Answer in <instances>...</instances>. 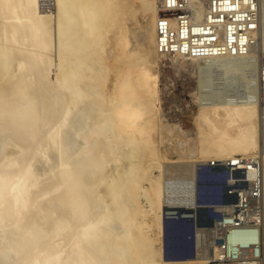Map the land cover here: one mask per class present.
I'll use <instances>...</instances> for the list:
<instances>
[{"label": "bare ground", "instance_id": "6f19581e", "mask_svg": "<svg viewBox=\"0 0 264 264\" xmlns=\"http://www.w3.org/2000/svg\"><path fill=\"white\" fill-rule=\"evenodd\" d=\"M137 10L146 12L142 52L128 47ZM259 13L264 49V0ZM156 19L155 0H0V264H188L162 257V215L176 207L166 206L162 174L176 166L193 178L211 154L264 155L253 86L261 67L255 75L230 58L207 78L218 88L243 70L246 95L233 101L218 88L219 98L199 101L194 154L203 158L180 146L171 158L159 152L148 136L158 126Z\"/></svg>", "mask_w": 264, "mask_h": 264}, {"label": "built area", "instance_id": "2783aa9c", "mask_svg": "<svg viewBox=\"0 0 264 264\" xmlns=\"http://www.w3.org/2000/svg\"><path fill=\"white\" fill-rule=\"evenodd\" d=\"M155 50L159 68L169 59L198 62L201 100L214 101L218 88L208 78V69L220 67L222 58L252 63L255 32L260 22L259 0H155ZM215 64H214V63ZM257 79L258 126L264 129V62ZM262 72V74H261ZM229 85V84H226ZM191 172L170 171L165 178L164 218L171 237L183 238L192 229L194 254L204 264H260L261 219L264 218V155L236 154L234 159L197 162ZM193 195L188 199L187 191ZM173 208V209H170ZM184 209V211H183ZM187 210V212L185 211ZM171 219V220H169ZM185 220V221H183ZM244 230L251 238L243 243L231 239Z\"/></svg>", "mask_w": 264, "mask_h": 264}, {"label": "rangeland", "instance_id": "374dc122", "mask_svg": "<svg viewBox=\"0 0 264 264\" xmlns=\"http://www.w3.org/2000/svg\"><path fill=\"white\" fill-rule=\"evenodd\" d=\"M51 2V0H49ZM139 3L136 2L135 5ZM146 12L141 10H137L134 15L127 16V26H128V47L137 48L142 52L143 46L145 47L142 39H139V32L142 29L144 18ZM131 32V33H129ZM260 44L256 46V49L252 51V63L250 64V72H256L258 66H260V62L264 59V49L260 48ZM133 47V48H132ZM139 48V49H138ZM141 48V49H140ZM157 57V58H156ZM155 58L158 59V56L155 53ZM237 63H236V62ZM234 64H237L241 68L243 64L242 61L234 60ZM256 64V65H255ZM155 68V72L157 74L156 77V97L155 107L157 110V125L156 130H149L148 136L152 137L153 140H156V144L158 146L159 152L164 154V157L171 158L174 155L178 154L179 146L182 149H186L187 151L182 152L183 157L187 154V152L191 153L197 150L198 140H199V127L196 126L195 120L197 119V113L199 109V101L200 95L199 93V82L198 79V62L193 60H188L184 58H175L173 60L169 59L168 62L165 63L163 67ZM158 69V70H157ZM243 71V70H242ZM240 72L235 78L227 79L225 82L226 89H229V94L225 92H221L222 98H227L229 100L237 101L241 100L246 95V86L247 84L244 80L243 74L245 72ZM252 74H255L253 73ZM256 75V74H255ZM243 77V78H241ZM198 79V80H197ZM230 81V82H229ZM221 84V85H222ZM254 90L257 93V81H254ZM158 87V88H157ZM221 88V86L219 87ZM245 91V92H244ZM198 92V93H197ZM219 91H217V96ZM197 93V95H196ZM257 96V94H255ZM217 98V97H216ZM215 98V99H216ZM219 98V96H218ZM197 101V102H196ZM207 101V100H203ZM212 101V100H210ZM158 105V106H157ZM258 108V106H257ZM206 128V127H204ZM152 133V134H151ZM154 137H153V136ZM161 139V140H160ZM189 150V151H188ZM257 150L253 151L255 153ZM176 152V153H175ZM249 153L247 155H250ZM162 154V155H163ZM241 155H246L243 153H237ZM171 155V156H170ZM197 155L198 158L202 159L197 152L194 154ZM218 157L211 154V156L205 157V160L199 161L204 163L210 159H217ZM217 160H224L223 158H218ZM197 163V162H196ZM195 163V165H196ZM171 165L175 166L174 163ZM176 167V166H175ZM175 167L170 166V171H174ZM195 170V169H194ZM168 172V173H169ZM187 172V171H186ZM158 173V171H156ZM167 175V171L162 174V179L165 180ZM164 176V177H163ZM190 179H192L191 174H189ZM190 179L187 180L188 184H190ZM191 190V189H189ZM165 212V211H164ZM171 220V219H169ZM167 219L164 218V213L162 215V233L160 234V248L162 251V257L166 261H176V262H189L188 264H204L203 259L194 254V243L195 240L192 235V229L185 233V237L182 240L175 239L171 237L169 233L174 231L167 224ZM185 221V220H183ZM262 257V254H261ZM196 261V262H195ZM187 264V263H186Z\"/></svg>", "mask_w": 264, "mask_h": 264}, {"label": "water", "instance_id": "95a60500", "mask_svg": "<svg viewBox=\"0 0 264 264\" xmlns=\"http://www.w3.org/2000/svg\"><path fill=\"white\" fill-rule=\"evenodd\" d=\"M51 3H52V5L54 6V4H55V0H51Z\"/></svg>", "mask_w": 264, "mask_h": 264}, {"label": "trees", "instance_id": "16d2710c", "mask_svg": "<svg viewBox=\"0 0 264 264\" xmlns=\"http://www.w3.org/2000/svg\"><path fill=\"white\" fill-rule=\"evenodd\" d=\"M178 240H182L183 238H177Z\"/></svg>", "mask_w": 264, "mask_h": 264}]
</instances>
